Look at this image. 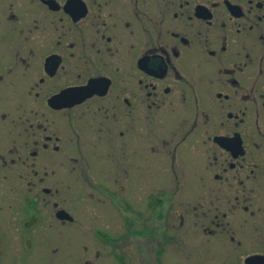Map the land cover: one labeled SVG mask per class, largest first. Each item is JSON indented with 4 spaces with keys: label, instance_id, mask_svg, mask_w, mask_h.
I'll use <instances>...</instances> for the list:
<instances>
[{
    "label": "flooded vegetation",
    "instance_id": "1",
    "mask_svg": "<svg viewBox=\"0 0 264 264\" xmlns=\"http://www.w3.org/2000/svg\"><path fill=\"white\" fill-rule=\"evenodd\" d=\"M10 168L0 264H202L173 256L189 230L264 264V0H0ZM81 171L117 194L93 253L58 203ZM141 198L165 205L158 228L148 212L146 242Z\"/></svg>",
    "mask_w": 264,
    "mask_h": 264
},
{
    "label": "rangeland",
    "instance_id": "2",
    "mask_svg": "<svg viewBox=\"0 0 264 264\" xmlns=\"http://www.w3.org/2000/svg\"><path fill=\"white\" fill-rule=\"evenodd\" d=\"M18 107H11V109H16ZM17 110V109H16ZM15 110V114L17 113ZM7 135V133H5ZM12 134V135H11ZM9 136H11V142H14V135L13 133H11ZM78 154H69L70 157H76ZM62 156H66L63 155ZM9 158H17V155L14 154L12 155L11 153L8 155L7 159ZM155 170H154V174H160V176L164 175V171L161 169L162 166L159 163L158 159H155ZM19 169L15 168V169H1L0 170V177L2 176H6V177H16L15 176V172L16 175L18 176L19 174ZM143 174H146V172H144ZM149 174V173H148ZM162 174V175H161ZM75 176L80 179L75 181V183H67V185L63 186V194L64 196H61L59 198V202L57 200V202L59 203V205H61V207L67 211H69L70 213H72V215L74 216V221L73 223H71V226L74 229V236L73 239L71 241L75 242V243H84L86 241V237L87 235L89 236V240L91 243V250L92 253L96 252V250L100 249L101 246V239H100V235L98 233V228L102 225V215L103 213H110L112 214V208L109 207V203L111 201L112 198H115V196H117V194L115 193V196L109 198V195L106 194V192H104V190H106L107 188H102V187H110L108 186H102V185H98L101 184L103 182V180L99 177V176H92L91 177L85 173V171H81V172H76ZM91 182L95 181V184L92 185L91 187L86 186V184H82V181L84 178H89ZM73 181V180H72ZM66 186V187H65ZM21 189L24 188V186H20ZM48 188H54L57 189L58 186L52 185V187L47 186ZM66 188V190H65ZM146 188V187H145ZM86 189H91V195L89 197H85L86 195ZM110 189H112L114 191V187L111 186ZM73 190H76V192H74ZM129 190V189H128ZM145 194V191H144ZM80 195V196H78ZM142 199V198H141ZM47 200V199H46ZM46 200H42V204L46 203ZM99 200H101L102 202H99ZM104 200H107L106 202H104ZM142 205H140V211H142L144 213L143 218H140L139 223H140V227L141 229L144 231L143 233V238H144V242H146V233L145 230L147 228V226L150 223V220L152 219H147V214L148 212L152 213V210L155 211L154 214V226L156 228H158L161 225V222L163 221L164 217L163 216H159V214L157 213V211L162 210L163 205H159V203L154 204V207H147L146 204V199L144 198V201L142 199ZM189 204L191 206H187L186 208L189 210H193L192 205L196 204L193 201H189ZM114 209V208H113ZM151 209V210H150ZM109 211V212H108ZM190 221H192V219H190ZM191 224V223H190ZM186 228V227H185ZM188 229H186L187 231ZM88 231V232H87ZM178 232H175V234H177ZM185 234V237H187V241L188 244L186 246H183V249H176L175 253H173V256L177 255L178 257H182V252H183V257H188V259L190 260H194L198 263H202V264H225L226 260L232 262L233 264H236L238 262H236L234 259L239 257V254L241 252H252L249 247H247L246 245H244L245 250H231L229 248H217V247H213L212 244V240H208L205 238V236H203L201 234V231L198 230V239L195 238V236H193L190 233V230L187 231ZM142 235V234H141ZM157 236V234H156ZM244 236L246 237V235L244 234ZM249 238H251L253 235V233H249L248 234ZM141 240V239H140ZM246 254V253H244ZM175 256V257H177ZM215 259V261H212L211 263H205L204 261L206 259ZM95 262V260L93 261Z\"/></svg>",
    "mask_w": 264,
    "mask_h": 264
},
{
    "label": "water",
    "instance_id": "3",
    "mask_svg": "<svg viewBox=\"0 0 264 264\" xmlns=\"http://www.w3.org/2000/svg\"><path fill=\"white\" fill-rule=\"evenodd\" d=\"M250 259H254V257H250Z\"/></svg>",
    "mask_w": 264,
    "mask_h": 264
}]
</instances>
